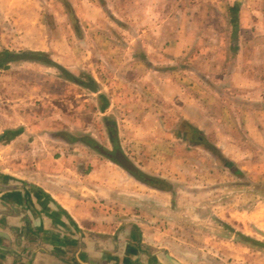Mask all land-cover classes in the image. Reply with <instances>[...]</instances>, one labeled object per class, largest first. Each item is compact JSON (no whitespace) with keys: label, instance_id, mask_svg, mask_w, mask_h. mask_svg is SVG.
I'll list each match as a JSON object with an SVG mask.
<instances>
[{"label":"crops","instance_id":"crops-1","mask_svg":"<svg viewBox=\"0 0 264 264\" xmlns=\"http://www.w3.org/2000/svg\"><path fill=\"white\" fill-rule=\"evenodd\" d=\"M114 1L127 10L123 4L130 0ZM135 1L151 5L145 9L136 5L139 20L123 27L125 33L134 28L133 40L87 42L89 48L101 46L105 52L99 64L109 68L103 65V70H94L95 63L80 65L74 52L54 48L46 34L33 46H11L15 48H10V25L1 36L0 49L19 56L0 65V264H177L175 260L190 264L166 245L163 229H154L153 220H146L142 212L167 206L164 197L175 186L170 153L163 164L166 173L158 156L142 158L139 165L119 143L114 152L104 149L90 132L97 113L104 116L108 130L119 131L121 124L126 127V113L139 112L144 126L135 129H143L145 139H138V133L134 139L140 144L182 143L190 162V149L197 147L199 160L210 156L218 167L215 172L231 179L250 177L242 163H236L241 170L229 169L222 159L219 163L206 149L194 146L183 132L178 131L182 137L177 138L174 133L195 130L200 144L211 141L226 160L234 163L244 157H238L232 136L223 138L218 130L230 129L243 139L234 129L240 134V129L254 124L255 113L264 115V81L256 86L253 73L239 72L253 65L254 53L249 50L263 43L243 33L258 31V26L232 27L229 35L237 40L223 41L220 36L219 41L211 32L216 28L206 24L193 26L194 30L172 29L151 20L147 24L144 20L156 0ZM40 27L32 34L38 35ZM235 29L237 33L232 32ZM51 49L55 58L47 56ZM30 53L37 58L22 56ZM228 54L234 76L212 78L210 72L221 71L218 66ZM13 60L23 65L43 61L61 73L49 74L46 68L26 73L22 65L11 69ZM68 83L71 88L64 89ZM20 90L22 95H10ZM24 94H31L34 104ZM21 99L22 105L16 102ZM212 128L218 131L213 139ZM130 133L125 131V137H134ZM116 152L128 163L111 156ZM145 175L162 179L166 188L153 186Z\"/></svg>","mask_w":264,"mask_h":264},{"label":"rangeland","instance_id":"rangeland-1","mask_svg":"<svg viewBox=\"0 0 264 264\" xmlns=\"http://www.w3.org/2000/svg\"><path fill=\"white\" fill-rule=\"evenodd\" d=\"M118 2L114 0H0V38L9 25L10 48H15L11 47L15 45L33 46L38 42V37L42 38V35L46 34L48 43L54 44V48L74 52L73 57L80 65L95 63L94 70L99 67L103 70L104 64L99 63L103 62L101 54L105 52L101 46H96L95 50L94 47L89 48L87 42L133 40L130 33H134V28L131 31L128 29L129 33H125L123 27H132L139 20L140 11H137L136 5L143 4L144 9L151 5V1L130 0L125 2L126 5L123 4L127 8L124 10L123 7L119 8ZM152 4L153 10L149 9L151 13H148V18L144 20L147 24H150L151 20L157 22L158 25L163 23L172 29L185 27L190 30H194L193 26L206 24L213 29L216 28L211 32L219 41L222 36L223 41L233 40L234 42L237 38L229 35L230 30L232 27L234 29L238 25L246 24L248 27L258 26L259 29L258 31L245 30L243 33L245 38L250 35L249 39L264 43V0H156ZM39 27L41 30L38 35H33L32 33ZM237 30L232 32L237 33ZM18 34L21 36L18 37ZM13 35L16 36L15 41H12ZM263 43L262 45L256 44L249 50L254 53L253 65L239 69L241 73L246 72L250 75L253 73L256 86H259L261 80L264 81L262 78V75L264 76ZM0 44L2 46V43ZM2 52L3 50L0 49V65L5 63L3 58H6V53ZM19 52L24 53L25 51L20 50ZM49 52L47 56L55 58V50L51 49ZM90 52L91 55L95 54V57H90ZM97 57H99L98 63L96 62ZM225 61L223 65L218 66L221 71L212 70L210 72L212 78L224 77L228 80L234 76L231 71L233 66L229 54L225 57ZM39 62L40 65L39 63L23 65V61L16 63L13 60L10 68L16 69L22 65L26 73L39 72V68H46L45 72L49 74L61 73L54 65ZM104 66L109 68L108 65ZM82 70L86 71L83 67ZM99 84L103 86L102 81ZM69 88H71L70 83L64 89L69 90ZM19 94L22 95L21 90L10 91V95L14 98ZM26 97L34 104L35 99L31 94H27ZM16 102L22 105V99ZM126 115L127 121L123 122L126 127L121 124L119 131H111L103 122L104 116L97 113L95 124L92 125L90 132L98 140V145L110 152L122 146L127 156L139 165L142 164L140 161L142 158L146 160L150 159L147 156L152 159L158 156L160 169L165 172L166 169L163 166L164 163L166 164L165 155L170 153L167 157L170 161L172 160L171 169L175 186L173 189L170 188L172 192L164 197L167 206L160 209L142 210L146 220H153L151 225L154 229H163L162 234L166 239V245H169L174 253L190 264H264V115L255 113L254 124L249 129H240V134L237 133V129H234L236 136H243V139L232 135L233 132L230 129L218 130L219 136L223 138L230 134L233 140H229L233 141L234 149L239 148L244 152L237 149L238 157L243 155L244 157L239 159L240 161L234 160V163L226 160L221 155L219 147L211 141L206 139L205 144H200L198 132L195 130H190L188 135L186 129L184 131L172 128L169 130L170 133L175 130V138L177 135L182 137L180 134L183 132L182 135L190 138L194 146L206 149L213 158L217 157L219 163L222 159L223 165L225 164L229 169L241 170L236 163H242L250 177L241 175L233 176L232 179L228 175H221L219 171L215 172L218 167L215 166L210 156L206 158L203 156L201 158L204 160L200 161L199 152L201 151L197 147L192 146L190 149L193 157L190 162L187 156L189 151L182 143L181 145L152 143L155 146L140 144L141 142L134 138L139 135L138 139H145L142 135L144 131L143 129L137 131L135 128L144 126L143 116L139 115V112L126 113ZM80 116L87 117L85 113ZM125 131L135 133L134 137H129L133 139L126 138ZM211 131L210 137L216 138L218 131L214 128ZM163 136L165 138L166 134ZM239 140L248 143L240 145ZM246 180H249L248 186L245 184ZM235 182H238L237 185Z\"/></svg>","mask_w":264,"mask_h":264},{"label":"trees","instance_id":"trees-1","mask_svg":"<svg viewBox=\"0 0 264 264\" xmlns=\"http://www.w3.org/2000/svg\"><path fill=\"white\" fill-rule=\"evenodd\" d=\"M18 56H19V54H11L10 52H6V58H3V59L5 61H7V60H10V59H14V58H16ZM22 56H24V57L26 56L28 58H37V55L36 54H33V53L25 54V55H22ZM3 59H1V60H3ZM145 177H148V176L145 175ZM146 179H147V181L150 184H152L155 187H158V188H166L165 186H163V184H164L163 182L164 181H162V179L161 180L160 179H156V178L149 179V177L146 178Z\"/></svg>","mask_w":264,"mask_h":264},{"label":"water","instance_id":"water-1","mask_svg":"<svg viewBox=\"0 0 264 264\" xmlns=\"http://www.w3.org/2000/svg\"><path fill=\"white\" fill-rule=\"evenodd\" d=\"M111 156L114 157V158H116V159H118V160L121 161V162H125L126 164L128 163V162L125 161V159L123 158V156H122L119 152H116L115 154H111ZM175 262H176L177 264H182V263H179V262L176 261V260H175Z\"/></svg>","mask_w":264,"mask_h":264}]
</instances>
